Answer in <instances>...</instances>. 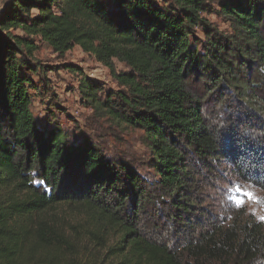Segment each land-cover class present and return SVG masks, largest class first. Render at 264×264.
I'll return each instance as SVG.
<instances>
[{"label":"trees","instance_id":"16d2710c","mask_svg":"<svg viewBox=\"0 0 264 264\" xmlns=\"http://www.w3.org/2000/svg\"><path fill=\"white\" fill-rule=\"evenodd\" d=\"M218 4L229 32L203 20L204 0L3 1L0 264L264 259L262 225L216 210L203 190L226 164L225 177L264 190V0ZM36 38L59 54L79 46L110 70L120 90L85 75L78 90L103 116L143 131L154 178L38 121L32 95L50 88L31 76ZM61 207L83 217L60 220ZM92 242L98 253H88Z\"/></svg>","mask_w":264,"mask_h":264},{"label":"rangeland","instance_id":"374dc122","mask_svg":"<svg viewBox=\"0 0 264 264\" xmlns=\"http://www.w3.org/2000/svg\"><path fill=\"white\" fill-rule=\"evenodd\" d=\"M4 0H0V7ZM161 5L169 0H158ZM205 10L200 16L212 27L219 31L229 32V25L219 11L218 0H204ZM20 33V30H16ZM194 38L203 39L200 28H195ZM37 50L34 58L40 68L39 74L31 75L39 83V78L45 80L50 88L48 94L32 95V112L41 123L48 120L56 121L66 133L69 141L75 142L86 137L92 140L102 154L109 158H123L130 162L143 176L152 179L155 174L150 167V151L144 133L139 128L122 127L103 116L101 112L85 103L78 90L81 76H87L96 81L104 92L116 91L121 87L113 78L110 70L100 63L94 56L84 52L79 46L59 54L43 40L36 38ZM116 71H126L125 65L113 60ZM69 69H76L71 72ZM78 74V75H77ZM103 95V91L99 94ZM52 104V105H51ZM222 166L221 180H210L204 187L206 200L216 204L219 210L223 204L230 215L238 216L240 220L251 219L262 225L264 236V190L238 179L224 176ZM233 179V180H232ZM249 193L252 195L250 196ZM237 203L241 206L237 207ZM66 209V211H64ZM242 210L243 213H239ZM56 216L60 220L83 217V214L74 209L61 207ZM239 214V215H238ZM216 215V212H214ZM219 218V216H217ZM214 218H212V221ZM218 222V220H217ZM100 235V234H99ZM88 253H98V248L92 243L88 244Z\"/></svg>","mask_w":264,"mask_h":264},{"label":"clouds","instance_id":"9594fccd","mask_svg":"<svg viewBox=\"0 0 264 264\" xmlns=\"http://www.w3.org/2000/svg\"><path fill=\"white\" fill-rule=\"evenodd\" d=\"M262 71H264V69H262ZM256 264H264V259H260L256 262Z\"/></svg>","mask_w":264,"mask_h":264},{"label":"snow or ice","instance_id":"6c2138e0","mask_svg":"<svg viewBox=\"0 0 264 264\" xmlns=\"http://www.w3.org/2000/svg\"><path fill=\"white\" fill-rule=\"evenodd\" d=\"M249 195L251 196L252 194L251 193H249ZM237 207H240L241 206V204L240 203H237V205H236ZM260 219H264V217H260Z\"/></svg>","mask_w":264,"mask_h":264}]
</instances>
